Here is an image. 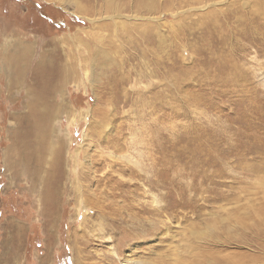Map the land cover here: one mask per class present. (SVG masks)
<instances>
[{
	"label": "rangeland",
	"instance_id": "rangeland-1",
	"mask_svg": "<svg viewBox=\"0 0 264 264\" xmlns=\"http://www.w3.org/2000/svg\"><path fill=\"white\" fill-rule=\"evenodd\" d=\"M109 2L0 0V264H264V0H112L119 18ZM12 42L72 59L56 134L82 156L68 176L123 196L110 222L83 224L76 191L46 211L8 171L30 76L5 66Z\"/></svg>",
	"mask_w": 264,
	"mask_h": 264
},
{
	"label": "bare ground",
	"instance_id": "bare-ground-1",
	"mask_svg": "<svg viewBox=\"0 0 264 264\" xmlns=\"http://www.w3.org/2000/svg\"><path fill=\"white\" fill-rule=\"evenodd\" d=\"M107 5L108 10L106 13H115L113 18H119L122 15L121 11L125 10H121L122 8L118 10L113 5L112 0H110ZM92 7L93 5H88L87 7H85V11H89L90 13H92L94 10V7L93 9ZM80 10H82L81 6L79 7V11ZM82 12H84V10L80 11V13ZM152 30V28L149 29V34L152 33ZM51 43L53 45V42ZM55 45L56 44L54 43V47H56ZM1 50L3 51L5 66H7L9 71L11 72L13 80H15L14 77L16 78L17 76V81L22 84L21 77L26 73V71L29 73L28 75H30L26 80V83H28L24 86L23 90L24 97L22 112L20 115H12V118L17 125H10L9 127L11 128L12 133L10 136L11 142L9 141L10 146L8 149L13 153V156H7L6 166L8 168V171H10L15 177H18L20 172H22L26 176L29 184L31 183L30 188L37 193L39 201L42 203L44 210L47 211L48 205L55 206L60 201L58 200L59 197L62 198L65 192H67L68 190L69 192L76 191L77 200L80 206L79 213L77 215H80V213L84 212L81 214L83 217V224L90 222L89 220L93 218L88 213L90 210L94 211L95 218L100 217L103 222L107 220H109L110 222L109 218L112 213L106 212L107 208L105 206L104 208L102 204H105L108 199L112 198L109 203L111 205H114L116 199H122L123 196L121 194H118V196H112V193L109 195V193H107L108 191L104 190L101 187V182L107 179V177H103V180H93L96 186L95 189H91L94 182L91 181L89 183V178L87 176L83 175L82 177L81 175H77V181H75L74 178L76 173H74V175L71 177L68 176L67 174L71 171L70 169L73 168V165H71L72 163L74 164V168L77 172V165H81L79 163V160L82 156L77 153L76 155L70 156L71 159L69 162H67V159L64 158L63 155L64 152H62L63 149L61 146V138L56 134V115L67 108L65 105L66 102L64 101L66 99L64 98L63 100H61V96L62 94H65V92H67L68 89L66 86H68L71 80L76 83V67L73 68L69 64L70 60L72 59H64V57L67 56V53H64L63 55H57V57L51 56L53 53H55V51L51 52L52 50L49 49L43 52L38 62L34 63L33 59L31 61V57L35 52L33 53V49L30 45L24 44L23 42H12V44L9 43L7 44V48L4 47L1 48ZM5 54H8L7 58ZM6 59L8 60L7 62H5ZM9 93H11L10 96L13 94V92ZM12 97L13 96H11L10 98L12 99ZM69 97L72 98L73 96L71 95ZM104 122L107 123L105 119L103 120V123ZM94 123L90 124L91 129ZM103 123L101 124L104 127ZM102 128L96 131L99 138H101L105 133ZM110 142L115 143L117 145L116 148L119 151H122L119 142L115 140H112ZM134 144L135 143L132 144L133 148L135 147ZM10 158L11 160H9ZM98 162L104 163V160ZM130 163L132 164L135 162L130 161L129 159V165L127 166V168H124L123 171L127 172L130 177L133 178L136 177L137 170L134 166H130ZM19 166L20 169L15 171ZM83 179L86 180V182L89 184L86 186H82L81 180ZM66 182H68V184ZM66 185H69V187H67L68 189L66 188ZM40 186L41 189H39L38 191V187ZM121 186L127 187L128 189L126 188V192H129L133 195L131 208H134L135 204L133 203H135V193L137 190L136 183L131 182L128 185ZM143 208L144 210L146 209L145 207ZM132 216H134V213H132ZM132 218L134 220V217ZM126 263L128 264V260H126Z\"/></svg>",
	"mask_w": 264,
	"mask_h": 264
}]
</instances>
